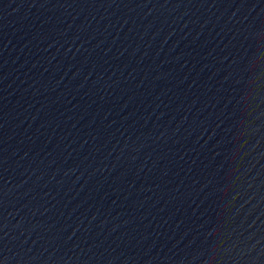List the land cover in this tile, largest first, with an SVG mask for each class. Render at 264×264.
<instances>
[{
  "label": "water",
  "instance_id": "obj_1",
  "mask_svg": "<svg viewBox=\"0 0 264 264\" xmlns=\"http://www.w3.org/2000/svg\"><path fill=\"white\" fill-rule=\"evenodd\" d=\"M0 264H264V0H0Z\"/></svg>",
  "mask_w": 264,
  "mask_h": 264
}]
</instances>
